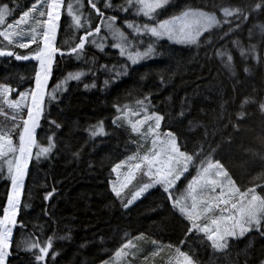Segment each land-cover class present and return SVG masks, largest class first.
Wrapping results in <instances>:
<instances>
[{
    "label": "trees",
    "instance_id": "16d2710c",
    "mask_svg": "<svg viewBox=\"0 0 264 264\" xmlns=\"http://www.w3.org/2000/svg\"><path fill=\"white\" fill-rule=\"evenodd\" d=\"M5 2L16 9L12 19L18 18L33 0ZM189 10L214 13L221 19L224 10H231L234 15L229 23L193 45L152 41L156 58L138 66L128 63L114 50L101 52L88 44L80 63L74 65L75 58H65L56 68L50 89L69 72L85 74L80 81L70 82L65 93L58 92L57 100L48 102L46 98L48 119L41 120L37 142L47 147V138L52 136L55 146L47 158L30 161L18 216L26 226L14 231L12 264H32L27 246L49 236L50 253L57 252L55 264H104L122 249L123 243L136 237L150 243L156 240L165 248L173 246L150 255L148 264H168L177 246L185 251L191 249L198 264H264V237L256 231L233 241L224 253H217L199 234L181 245L186 221L162 198L160 188L129 208L122 207L121 200L111 192V168L136 153L139 141V136L131 133L122 121L119 128L112 124V105L119 102L121 106H130L147 96L150 113L161 116V131L176 137L181 151L195 159L196 167L212 157L228 171L241 192H255L264 199V0H171L160 18L168 19ZM134 19L137 23L146 20ZM70 22L64 11L56 42L63 49L69 48L81 34L70 29ZM16 51L26 53L30 49ZM6 60L11 62L5 63ZM33 64L0 58V83L18 89L11 99L31 86ZM100 65L113 71H100ZM116 69L127 71L116 76ZM93 80L97 86L85 89L84 84ZM1 105L3 108L2 101ZM9 110L6 113H12ZM13 115L16 114L12 113L0 130L11 128ZM48 120L60 127L50 126ZM98 121H103L106 135L90 138L88 130ZM17 135L18 130L12 133L15 144ZM37 150L33 149L34 156ZM5 173L0 161V205L10 183L4 178ZM47 192L53 195L45 202ZM156 248L151 247L155 251ZM163 250L170 254L166 260L160 255ZM46 264L53 261L47 259Z\"/></svg>",
    "mask_w": 264,
    "mask_h": 264
},
{
    "label": "snow or ice",
    "instance_id": "6c2138e0",
    "mask_svg": "<svg viewBox=\"0 0 264 264\" xmlns=\"http://www.w3.org/2000/svg\"><path fill=\"white\" fill-rule=\"evenodd\" d=\"M170 2L171 0H159L158 3L149 4L146 0H121L120 3H115L113 0H75L74 4L69 0L65 4V0H33L26 10L20 12L18 18L10 19V17H15L16 9L5 0H0V58L34 62L32 84L28 89L19 91L17 98L10 99V93L18 91L16 87L0 83V101L17 113L11 117L14 121L12 127L7 131L0 130V158H4L6 165L4 178L10 181L6 199L0 205L2 208V212H0V264H12L14 231L26 226L22 220H18V216L30 161L32 159L39 161L41 157L47 158L55 146L52 136L47 138V147H41L36 139L37 130L41 128V120L48 119L46 98L48 102L57 100V93L65 89L69 80L80 81L85 74L83 71L69 72L62 79H58L49 90V84L55 75L56 68L64 63L65 58L81 59L85 55L88 44L94 45L103 52L105 37L101 35L102 29L117 41L110 46L119 49V55L125 57L128 63L136 65L141 60L150 58L152 48L149 46L143 51L131 49L139 43L140 37L160 35L156 30V23H161V26L163 23L159 20L158 10L166 7ZM14 3L15 0H13ZM64 11L71 20L73 30L81 32L67 49L61 48L56 43L58 30L62 27ZM172 14L175 15V12ZM139 16L146 18L145 22L137 23L134 17ZM93 20L99 22L93 24ZM118 22L119 27L117 26ZM121 28L129 30L128 35L121 31ZM32 45H35V48H31ZM16 49H30V51L18 52ZM10 62V60L5 61V63ZM98 70L113 71L105 65H100ZM126 71L127 69H123V71L116 69L115 74L120 76ZM107 83L108 81H105V84ZM96 86L95 80L92 83L84 84L85 89ZM147 103V96L137 100L136 104L139 108L132 111L127 105L121 106L119 102L112 105L114 109L112 124L115 127H121V121H123L130 125L131 133L140 134L145 140L151 139V147L145 149L143 154L136 152L128 155L111 168V173L116 175L115 181H109L112 194L121 200L122 207L128 208L150 189L159 186L162 190V198L170 204L171 209L178 213L183 221H186L182 229L184 238L179 243L181 245L190 243L197 234H200L211 248L222 249L226 246L224 236L219 231L212 232L210 230L204 222L203 214L186 203L185 188L183 190L177 188L178 182L182 179L185 180V177L176 172L173 162L166 154L165 142L159 139L157 130L160 127L161 116L155 112L149 115ZM21 110H26V113L19 115ZM141 113H143V118L129 121V116H140ZM48 124L55 125V128L60 127L52 120H48ZM144 125H147V129L141 131ZM17 130L18 144H14L12 133ZM88 135L90 138L105 136L106 129L103 121H98L96 125L90 126ZM34 148L38 149L35 156L33 155ZM74 155L79 156V153H74ZM137 176L147 179L133 184ZM130 185H132L131 188H129ZM125 189H128L127 193ZM176 192H180V195H176ZM52 195L53 192L45 193L44 201L47 202ZM44 214L47 216L48 212L45 211ZM262 223L264 221L253 213L248 223L242 226L239 235L243 236L245 233L253 231L251 225H255L254 230L264 237V231L261 230ZM227 235L236 238V233L228 232ZM64 238L66 237H61V239ZM139 238L141 237H136V239ZM152 243L157 246V250L151 253L155 256L164 246L156 240H153ZM130 246H132L131 240L123 243L122 249H128ZM167 247L172 248L173 246L167 245ZM51 248V236L46 240L43 237L33 240L27 246L31 252L32 264H46L47 259H51L55 264L57 252L50 253ZM121 255L122 251L116 252L117 257ZM174 260L175 264H198L191 249L185 251L179 246L174 248ZM169 264H173L172 259L169 260Z\"/></svg>",
    "mask_w": 264,
    "mask_h": 264
},
{
    "label": "rangeland",
    "instance_id": "374dc122",
    "mask_svg": "<svg viewBox=\"0 0 264 264\" xmlns=\"http://www.w3.org/2000/svg\"><path fill=\"white\" fill-rule=\"evenodd\" d=\"M149 4L158 3L159 0H146ZM75 4V3H74ZM171 5V2L167 4L166 7L159 9V20L163 23H156V30L160 33L159 36H143L139 38V43L134 45V48L131 50L134 51H143L148 46L152 48V54L150 58L141 60L138 64L134 66L141 65L148 61H151L156 58L157 51L155 50V44L152 41H167L171 44L178 46H189L197 43L204 35L213 30L220 28L223 24L229 23L230 18L233 17L234 12L231 10H224L221 12V17L214 13H208L200 10H189L184 12L181 15L171 17L168 19H161L160 14L166 8ZM154 15V14H153ZM143 17V16H139ZM144 18V17H143ZM146 19V18H145ZM94 24V21H92ZM152 23V21H150ZM71 24V22H70ZM119 27V25L117 24ZM70 29L73 28L70 25ZM27 30V29H25ZM76 33L80 31L74 30ZM121 31H124L126 35H128L129 30L121 28ZM60 34V29L58 30L57 40ZM101 35L105 37V48L116 51L119 54V49H114L110 45L116 43L117 41L113 40L112 36L107 33L106 30L102 29ZM132 39V37H129ZM57 42V41H56ZM90 47H93L97 50V48L89 44ZM121 57V56H120ZM82 58V57H81ZM126 60L125 57H121ZM74 65L76 63H80L79 60L73 61ZM53 80V78H52ZM52 80L49 84V90L52 84ZM73 82V80H69L65 89L62 91L66 92L69 87V83ZM13 93H10V99ZM6 107V108H5ZM129 110H138L139 106L137 104H133L128 106ZM10 109L6 105H2L0 107V126H5V121L9 116L14 113L12 109L6 113L7 110ZM151 102L148 98L147 103V113L151 115ZM26 110H21L20 113ZM5 112V113H4ZM143 118V113L140 116H129V121H134L136 119ZM13 121V120H12ZM123 122V121H122ZM130 128L128 123L123 122ZM8 127V123H6ZM9 127H12L9 124ZM10 129V128H9ZM147 125L141 129V131H146ZM39 130V129H38ZM37 130V132H38ZM131 130V128H130ZM159 139L165 142L166 154L169 156L171 161L173 162V167L176 172L185 177V180H181L178 182L177 188L183 190L185 188V197L186 203L195 208L197 211L201 212L204 216V222L210 228L212 232H217L224 236V242L226 244L220 250L214 249L217 253H224L228 250L230 244L233 241L238 239H242L248 234L254 232L255 225H251L253 231H249L245 233L243 236L239 235V232L242 230V226L248 223L250 216L255 213L262 221H264V199L255 192L243 193L241 192L236 185L234 184L232 178L230 177L228 171L221 166L219 163H216L212 157L206 159L199 166H195V159L189 155L184 154L176 140V137L171 132H162L161 131V121L160 127L157 130ZM139 136L138 141V151L143 154V151L149 147H151V139L145 140L140 134H135ZM37 139V138H36ZM38 143V142H37ZM15 144V143H14ZM0 161L4 164V158H0ZM5 170L6 165L4 164ZM147 178H142L141 176H137L136 182L146 181ZM26 180V178H25ZM116 180V175L114 174V180ZM25 185V184H24ZM132 185L129 186V188ZM159 188L156 186L150 189L143 197L139 200L135 201L129 207L137 204L142 198H144L147 194H149L152 190ZM127 189H125V192ZM176 195H180V192H176ZM259 198V199H256ZM128 207V208H129ZM208 209V211H205ZM259 210V211H258ZM261 230L264 231V223L261 225ZM228 232L236 233V238H231L227 235ZM200 235V234H199ZM131 245L128 249H120L122 251V255L117 257L116 254L112 259L107 261V264H148L147 259L154 249L151 247L156 246L153 243H150L147 239L139 238L131 241ZM161 245V244H160ZM157 249V248H156ZM162 249H171L165 248ZM160 255L163 257V260L168 259L169 251L163 250ZM146 259L145 261H142ZM168 259V264H169ZM173 264H175L174 257H172ZM106 264V262L104 263ZM166 264V263H162Z\"/></svg>",
    "mask_w": 264,
    "mask_h": 264
}]
</instances>
